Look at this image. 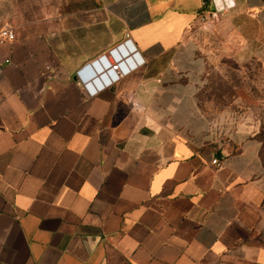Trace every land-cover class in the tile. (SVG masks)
<instances>
[{"label":"crops","instance_id":"1","mask_svg":"<svg viewBox=\"0 0 264 264\" xmlns=\"http://www.w3.org/2000/svg\"><path fill=\"white\" fill-rule=\"evenodd\" d=\"M203 2L0 8V264H264L260 142L197 100ZM234 3L220 23L260 59L264 0ZM126 40L144 64L88 96L77 73Z\"/></svg>","mask_w":264,"mask_h":264},{"label":"rangeland","instance_id":"2","mask_svg":"<svg viewBox=\"0 0 264 264\" xmlns=\"http://www.w3.org/2000/svg\"><path fill=\"white\" fill-rule=\"evenodd\" d=\"M97 0H0L10 19L31 20L38 14L48 17L49 8L65 13L90 7ZM186 37H191L206 59V73L197 100L202 114L212 123V133L219 137L224 131L244 133L260 142L264 164V46L260 59L241 60L253 50L229 30L220 19L210 26L195 23ZM264 40V39H263ZM255 52V51H254Z\"/></svg>","mask_w":264,"mask_h":264},{"label":"built area","instance_id":"3","mask_svg":"<svg viewBox=\"0 0 264 264\" xmlns=\"http://www.w3.org/2000/svg\"><path fill=\"white\" fill-rule=\"evenodd\" d=\"M234 0H209L206 8L199 14V23L210 26L220 19V16L234 8ZM14 39L13 29L5 25L0 29V45ZM144 64L139 53L135 51L129 40L110 50L106 55L98 57L84 71H79L80 84L88 96L93 97L118 81L120 77ZM218 163L216 158L211 164Z\"/></svg>","mask_w":264,"mask_h":264},{"label":"trees","instance_id":"4","mask_svg":"<svg viewBox=\"0 0 264 264\" xmlns=\"http://www.w3.org/2000/svg\"><path fill=\"white\" fill-rule=\"evenodd\" d=\"M206 6H207V3H206V1L204 0V2H203V6L201 7V9L199 10V12H202L205 8H206ZM263 162V161H262Z\"/></svg>","mask_w":264,"mask_h":264}]
</instances>
